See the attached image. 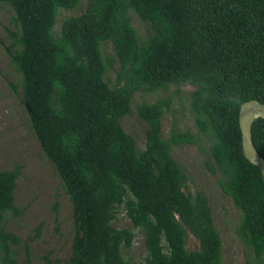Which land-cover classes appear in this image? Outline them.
<instances>
[{
  "label": "trees",
  "instance_id": "obj_1",
  "mask_svg": "<svg viewBox=\"0 0 264 264\" xmlns=\"http://www.w3.org/2000/svg\"><path fill=\"white\" fill-rule=\"evenodd\" d=\"M18 30L6 49L21 76L22 104L44 156L71 202L67 264H138L125 258L134 233L115 228L120 209L144 238L142 264H223L222 238L208 199L187 191L189 175L172 155L207 146L205 164L239 212V237L264 264V182L241 147L242 103H264V0H0ZM75 11L60 20L61 11ZM134 15L147 26L140 37ZM110 43L113 56L103 55ZM114 71V83L105 76ZM194 87V131L162 117L171 97L136 103L144 146L120 120L137 93ZM264 158V120L252 125ZM20 166L0 170V264H16L6 230ZM198 248H186L187 234Z\"/></svg>",
  "mask_w": 264,
  "mask_h": 264
},
{
  "label": "rangeland",
  "instance_id": "obj_2",
  "mask_svg": "<svg viewBox=\"0 0 264 264\" xmlns=\"http://www.w3.org/2000/svg\"><path fill=\"white\" fill-rule=\"evenodd\" d=\"M75 11H61L60 20ZM131 22L140 37L147 26L131 15ZM18 34L13 22V11L7 6L0 7V170L20 166V175L14 190V205L22 210L20 215H8L6 230L18 239L12 245L16 264H67L73 238V219L71 202L65 193L62 182L51 162L44 156L30 128L29 119L22 104L21 76L14 70L6 49L11 45L12 33ZM103 55L113 56L110 43L102 46ZM114 71L105 76L108 84L114 83ZM194 89L191 85L171 86L165 92L137 93L131 103L130 114L121 118L120 123L126 133L135 138L139 148L144 146L146 125L136 112L135 105L141 101L152 103L159 98L171 97V108L162 117L161 130L166 136L172 120L180 130L194 131L193 121L187 110L189 96ZM207 146L181 145L172 149V155L189 175L187 191H202L212 210L213 222L222 238L223 264H246L252 255L239 237V212L229 196L224 194L218 184L217 176L206 168ZM115 228L133 231L134 238L128 249H123L125 258L142 264L146 256L143 235L132 227L125 211L120 209L112 222ZM198 240L187 234L186 248H198ZM258 264V263H254Z\"/></svg>",
  "mask_w": 264,
  "mask_h": 264
},
{
  "label": "water",
  "instance_id": "obj_3",
  "mask_svg": "<svg viewBox=\"0 0 264 264\" xmlns=\"http://www.w3.org/2000/svg\"><path fill=\"white\" fill-rule=\"evenodd\" d=\"M258 119L264 120V103L250 100L240 105L238 123L241 133L242 153L248 161L258 168L264 182V158L257 152L252 141V125Z\"/></svg>",
  "mask_w": 264,
  "mask_h": 264
}]
</instances>
